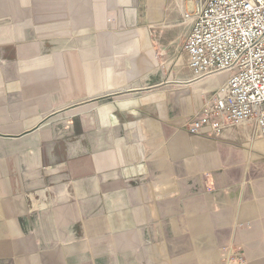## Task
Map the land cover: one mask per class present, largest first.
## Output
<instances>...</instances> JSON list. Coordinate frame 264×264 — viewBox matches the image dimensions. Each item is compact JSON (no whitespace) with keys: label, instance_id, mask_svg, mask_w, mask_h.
<instances>
[{"label":"crops","instance_id":"obj_1","mask_svg":"<svg viewBox=\"0 0 264 264\" xmlns=\"http://www.w3.org/2000/svg\"><path fill=\"white\" fill-rule=\"evenodd\" d=\"M196 7L0 0V264H264V138L187 131Z\"/></svg>","mask_w":264,"mask_h":264},{"label":"built area","instance_id":"obj_2","mask_svg":"<svg viewBox=\"0 0 264 264\" xmlns=\"http://www.w3.org/2000/svg\"><path fill=\"white\" fill-rule=\"evenodd\" d=\"M194 1L195 10L183 14L191 22L183 44L188 66L195 79L220 73L228 79L187 131L199 134L212 124L219 134L247 122L264 138V0Z\"/></svg>","mask_w":264,"mask_h":264},{"label":"rangeland","instance_id":"obj_3","mask_svg":"<svg viewBox=\"0 0 264 264\" xmlns=\"http://www.w3.org/2000/svg\"><path fill=\"white\" fill-rule=\"evenodd\" d=\"M179 48V47H178ZM181 51V50H180ZM179 56H180V54H179ZM179 56L177 57V59H176V62L178 61V59H179ZM175 57H176V54H175ZM176 62L174 63V64H176ZM181 65H182V63H178V68H180L181 67ZM176 67V66H175ZM228 75V74H227Z\"/></svg>","mask_w":264,"mask_h":264}]
</instances>
